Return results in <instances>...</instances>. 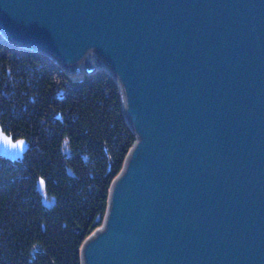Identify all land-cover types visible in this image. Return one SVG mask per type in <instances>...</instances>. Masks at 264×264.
<instances>
[{
  "label": "water",
  "instance_id": "1",
  "mask_svg": "<svg viewBox=\"0 0 264 264\" xmlns=\"http://www.w3.org/2000/svg\"><path fill=\"white\" fill-rule=\"evenodd\" d=\"M0 30L120 86L137 138L82 264H264V0H0Z\"/></svg>",
  "mask_w": 264,
  "mask_h": 264
},
{
  "label": "trees",
  "instance_id": "2",
  "mask_svg": "<svg viewBox=\"0 0 264 264\" xmlns=\"http://www.w3.org/2000/svg\"><path fill=\"white\" fill-rule=\"evenodd\" d=\"M0 124L29 143L19 160L0 154V264H82L136 141L117 80L98 67L74 79L0 30Z\"/></svg>",
  "mask_w": 264,
  "mask_h": 264
},
{
  "label": "rangeland",
  "instance_id": "3",
  "mask_svg": "<svg viewBox=\"0 0 264 264\" xmlns=\"http://www.w3.org/2000/svg\"><path fill=\"white\" fill-rule=\"evenodd\" d=\"M104 62L105 61L103 59H101L99 57V55H97V53L90 52L84 59H82V61L71 66L75 70L67 71L66 68H64L61 64L60 65L66 70V72L70 73V76L72 78L78 79V78H82L88 70H92L93 68L95 69L97 67L101 68L99 66H103ZM134 134H135V132H134ZM135 136H136V134H135ZM136 138H137V136H136ZM102 223L103 222H100L99 226H102L101 225Z\"/></svg>",
  "mask_w": 264,
  "mask_h": 264
}]
</instances>
